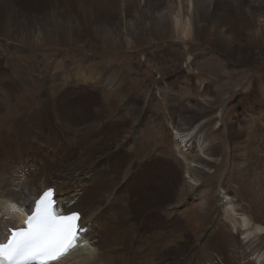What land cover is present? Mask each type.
I'll return each mask as SVG.
<instances>
[{
  "label": "bare ground",
  "instance_id": "1",
  "mask_svg": "<svg viewBox=\"0 0 264 264\" xmlns=\"http://www.w3.org/2000/svg\"><path fill=\"white\" fill-rule=\"evenodd\" d=\"M194 1L0 0V22L3 28L34 26L32 32L41 39L34 41L28 33L24 54L30 53L26 47L56 46L54 39L83 50L93 40L113 51L163 38L186 44L210 33L206 21L196 19L202 12ZM206 13L211 15L212 8ZM256 22L243 11L237 26L243 30ZM56 23L61 32H72L54 35ZM258 24L264 29L262 21ZM46 30L52 34L41 35ZM218 31L221 46L228 48L238 29L226 36ZM255 40L234 44L232 60L238 64L250 60ZM187 57L183 75L193 80L192 54ZM90 76L52 87L58 94L71 93L66 103L78 106L67 114L60 111L62 124L53 123L55 129L49 112H29L28 106L16 103L20 95L16 99L6 95L10 91L0 81V118L5 120L0 130V240L5 238L4 225L27 219L19 206L54 188L63 214L79 211L81 223L90 227L85 237L91 249L78 247L66 257V264H264V162L253 145L246 153L255 157L260 171L249 173L252 165L246 158L232 156L241 178L251 180L243 186L230 177L240 198L218 193V188L202 195L211 171L238 152L235 140L243 132L236 120L220 115L215 131L200 125L187 132L180 118L190 109L182 104L179 111H170L169 118L151 120L146 131L141 124L144 111L135 107L129 81L121 79V72L109 78L96 73L94 83L87 82ZM30 90L36 88L24 93ZM89 96L112 109L96 119L83 117ZM161 96L153 94L147 105ZM5 101L13 105L10 110ZM204 102L205 110L213 104ZM121 107L125 111L105 124L103 118ZM139 128L144 131L137 132ZM224 141L228 154L221 151Z\"/></svg>",
  "mask_w": 264,
  "mask_h": 264
},
{
  "label": "rangeland",
  "instance_id": "2",
  "mask_svg": "<svg viewBox=\"0 0 264 264\" xmlns=\"http://www.w3.org/2000/svg\"><path fill=\"white\" fill-rule=\"evenodd\" d=\"M194 2L197 4L199 14L202 12L195 18L206 21L210 33L209 36H203L201 41L186 43L187 50L184 48L185 43L171 38L140 42L132 49L114 51L99 46L96 40L91 42L90 48L83 50L80 46L75 48L54 39L56 46L26 47L30 53L24 54L22 49L26 46L28 33H32L34 41H37L35 37L41 39L38 33L32 32L34 26L26 30L17 26L3 28L4 22H0V81L10 91L6 95L15 99L20 95L16 103L22 102L21 104L28 106L29 112L36 109L49 112L54 118L51 127L55 129L53 123L62 124L59 112L67 114L68 110L76 109L78 106L66 103V100L72 97L71 93L58 94L52 87L76 83L80 78L89 75L91 76L87 82L94 83L96 73L98 76L103 73L109 78L121 72V79L126 78L129 81L127 84L132 90L131 94H134L132 95L135 97V107L146 114L141 113L145 116L141 124L146 131L150 129L151 120L159 118L163 120L171 115V110L179 111L182 104L190 109V112L187 111L188 114L180 118L187 132L193 133L200 125L206 126L209 131H215L216 120H219L220 115L234 118L237 128H241L243 132L242 137L235 140L238 152L229 155L231 157L229 161L211 171L212 177L205 182L202 195L212 188H218V193L227 192L240 198L235 194L236 186L230 183V177L243 186L250 185L251 180L241 178L232 156H244L252 165L249 173L260 171L261 166L255 164V157L246 153V148L253 145L255 153L261 158V163L264 162V105H259L264 104V38H262L264 29L258 24V21L264 23V0ZM251 6H257L259 10L251 11ZM209 7L212 8L211 15L206 13ZM243 11L250 13L257 22L249 23L246 28L239 30L237 19L243 16ZM217 29L222 36L230 35L231 30L238 29L233 37V44H229L228 48L221 46L220 39L217 38L219 33ZM58 32L61 31L59 24L56 23L53 34L56 35ZM70 32H72L70 29H66L61 33ZM51 34L46 30L41 35L47 37ZM253 37L256 40L252 53L248 55L250 60L245 64L234 62L232 46L243 45V41L248 42L249 38ZM176 45H182L183 49L179 52ZM188 53L193 57L192 65L195 69L189 72L193 80L183 75L188 65L186 63ZM105 69L108 70L107 73ZM31 88L36 90L24 93L26 89ZM156 93L161 94L162 98H156L147 105L152 99L149 97ZM101 97L102 95L99 98ZM89 99L88 112L81 114L83 117L96 119L100 117V113L112 109L104 101L95 103L92 96H89ZM208 100L213 104L205 110L203 104ZM12 106L5 101V108L10 110ZM123 111L125 107L110 111L111 114L103 118L104 123L111 124ZM4 123V118H0V130L4 129ZM144 128H139L137 132L144 131ZM222 131L225 133V130ZM223 143L221 151L228 154L229 147L225 141Z\"/></svg>",
  "mask_w": 264,
  "mask_h": 264
},
{
  "label": "snow or ice",
  "instance_id": "3",
  "mask_svg": "<svg viewBox=\"0 0 264 264\" xmlns=\"http://www.w3.org/2000/svg\"><path fill=\"white\" fill-rule=\"evenodd\" d=\"M54 191L49 188L35 202L24 221L26 227L11 229L0 242V264H49L67 256L84 231L79 211L60 214L53 210Z\"/></svg>",
  "mask_w": 264,
  "mask_h": 264
},
{
  "label": "flooded vegetation",
  "instance_id": "4",
  "mask_svg": "<svg viewBox=\"0 0 264 264\" xmlns=\"http://www.w3.org/2000/svg\"><path fill=\"white\" fill-rule=\"evenodd\" d=\"M23 206V205H22ZM26 208V206L25 207H23V209H25Z\"/></svg>",
  "mask_w": 264,
  "mask_h": 264
}]
</instances>
